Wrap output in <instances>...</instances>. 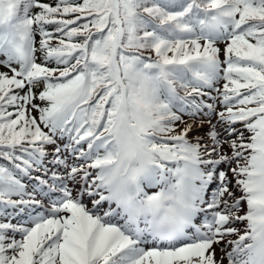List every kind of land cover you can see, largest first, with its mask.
I'll use <instances>...</instances> for the list:
<instances>
[{"label": "snow or ice", "instance_id": "1", "mask_svg": "<svg viewBox=\"0 0 264 264\" xmlns=\"http://www.w3.org/2000/svg\"><path fill=\"white\" fill-rule=\"evenodd\" d=\"M225 260L264 264V0H0V264Z\"/></svg>", "mask_w": 264, "mask_h": 264}, {"label": "rangeland", "instance_id": "2", "mask_svg": "<svg viewBox=\"0 0 264 264\" xmlns=\"http://www.w3.org/2000/svg\"><path fill=\"white\" fill-rule=\"evenodd\" d=\"M237 226L240 227V225H237ZM230 239H234V237H230ZM217 256L218 257L220 256L219 248H217ZM224 264H227V261L226 260L224 261Z\"/></svg>", "mask_w": 264, "mask_h": 264}]
</instances>
